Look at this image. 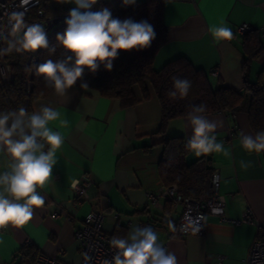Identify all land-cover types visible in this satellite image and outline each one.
<instances>
[{"label":"crops","instance_id":"1","mask_svg":"<svg viewBox=\"0 0 264 264\" xmlns=\"http://www.w3.org/2000/svg\"><path fill=\"white\" fill-rule=\"evenodd\" d=\"M163 22L168 38L154 58V69L183 56L204 70L213 86L220 83L242 91L245 77L255 81L264 68V0H163ZM222 22L232 29L233 38L216 42L209 29ZM242 23L251 26L250 35H256L262 44L253 57L246 53V34L236 32ZM145 86L148 98L135 85L137 101L130 106L77 86L63 97L52 90L31 102L29 114L48 105L68 123L49 124L63 136V144L56 152L51 178L37 189L45 202L33 209L32 219L23 227L8 225L0 230V264H18L19 249L25 244L39 253L79 264L82 254L74 241V229L82 226L93 208L105 214L103 231L113 237L125 238L133 227L150 226L158 243L176 257V264H211L220 256L221 264H245L251 242L264 235V228L258 226L264 223V152L249 153L240 145L242 133L255 136L246 111L203 114L217 123V142L229 153L205 156L219 176L225 216L235 220L249 217L253 223L235 224L207 215L203 235L179 236L174 228L181 206H174L167 197L152 203L148 193L165 184L159 173L163 138L182 136L188 143L192 132L187 116L169 119L160 132V103L150 83ZM199 157L188 150L185 160L191 163ZM7 160V153L0 152V172L6 170ZM83 177L92 184L87 198H76L73 181ZM53 212L58 216L51 217Z\"/></svg>","mask_w":264,"mask_h":264},{"label":"clouds","instance_id":"2","mask_svg":"<svg viewBox=\"0 0 264 264\" xmlns=\"http://www.w3.org/2000/svg\"><path fill=\"white\" fill-rule=\"evenodd\" d=\"M22 2L27 3V0ZM64 2L74 3L76 7L70 10L65 20V31L56 36L64 50L63 58L48 59L35 68L46 86L58 96H65L82 78L85 69L95 73L103 65L105 70L111 71L119 52L146 49L156 38L153 25L146 20L136 22L131 18H113L108 8L91 11L96 0ZM134 3L135 0H124L125 5ZM23 17L22 12L15 11L8 15L11 30L7 35L0 30V40L7 42L6 48H0V56L12 51L35 53L39 49L54 53L55 46L49 47L44 26L26 24ZM209 31L216 42L233 38L232 29L223 22ZM191 86L190 80L173 77L174 90L168 95L171 98L186 97ZM80 87L89 90L87 83H81ZM206 107L196 105L188 113L187 125L192 135L186 147L198 157L210 153L227 156L228 151L217 142L214 134L217 123L203 115ZM54 121H59L61 126L68 123L48 105L31 114L23 107L0 112V152H6L8 157L6 170L0 172V228L8 225L23 227L32 219L33 209L44 204V196L37 189L43 188L51 178L57 163L56 152L63 144L60 132L49 127ZM240 145L249 153L264 152V131L255 136L242 133ZM241 163L247 167L243 161ZM77 183L74 180L73 187ZM110 245L115 254L104 264H176V257L158 243V235L150 226L133 227L127 237H113Z\"/></svg>","mask_w":264,"mask_h":264},{"label":"trees","instance_id":"3","mask_svg":"<svg viewBox=\"0 0 264 264\" xmlns=\"http://www.w3.org/2000/svg\"><path fill=\"white\" fill-rule=\"evenodd\" d=\"M72 6V3H65L64 0H40V4L32 8L28 19L39 11L45 17L68 18ZM103 8H108L113 18L120 20L131 18L136 22L148 21L154 27L156 38L146 49L119 52L113 61L111 71L105 70L103 65L95 73L85 69L82 78L74 86L80 87L81 83H87L89 89L98 91L102 96L117 98L123 106H130L137 101L133 86L138 85L143 98H148L149 93L145 84L150 83L161 107L160 132L164 131L169 119L186 117L193 106L200 104L207 106L205 113L237 112L244 109L252 131L255 134L264 131V68L260 70L255 81H249L245 77L242 91L220 83L213 86L207 73L194 67L191 61L183 56L166 62L160 69H154V58L168 38L167 28L163 22V0H135L134 4L129 5H125L124 0H96L91 11ZM66 18L57 25L48 38L49 47L55 46L54 53H50L48 49H39L33 65L29 63L32 52L12 51L4 55V59L10 63L11 76L9 80H2L0 83V112L20 107L30 111L33 100L46 97L53 90L46 86L44 78L37 75L35 68L48 59L63 58L64 50L56 36L65 31ZM250 32L252 31L244 36V44L246 53L253 57L262 48V44L259 43L258 37L250 35ZM3 47H7L5 40ZM173 77L191 81L192 86L186 97L171 98L168 95L174 90ZM162 143L164 152L159 162V173L163 182L166 185H176L178 193L183 197L207 199L211 195L213 174L210 158L203 155L187 163L185 157L189 149L182 136L164 137ZM38 253L34 246L23 245L19 249L21 258L18 264H34Z\"/></svg>","mask_w":264,"mask_h":264},{"label":"built area","instance_id":"4","mask_svg":"<svg viewBox=\"0 0 264 264\" xmlns=\"http://www.w3.org/2000/svg\"><path fill=\"white\" fill-rule=\"evenodd\" d=\"M40 0H27L23 3L22 0H0V30H3L7 35L10 32L8 25V15L11 12H22L24 14V21L26 24H41L44 26L47 33V39L51 36L57 25L63 21L64 16H43L39 11L34 17L29 18L32 8L38 6ZM251 30L248 23H242L236 27V32L246 34ZM264 37V30L261 33ZM3 41L0 40V48L3 47ZM38 51V50H37ZM31 53L29 63H35L36 54ZM17 53V52H15ZM0 75L2 80H9L10 78V63L4 59V55L0 56ZM92 181L88 178L78 180L74 187V194L76 198H87L88 189ZM219 176L217 172H213L211 180V195L205 199H197L192 197H183L178 193L176 185L164 184L156 192L148 193L150 202L155 203L158 197H167L172 199L174 206L180 205L181 212L175 224L174 232L179 236L186 235H203L205 232V218L207 215H213L220 220H230L237 224L242 222L253 223L251 218L246 217L242 220L228 219L224 214V198L219 193ZM55 218L58 212L50 214ZM105 214L98 209H91L83 218L81 227L74 229V241L78 244L82 254V260L79 264H104L105 260H112L115 254V249L110 245L113 236L103 231V221ZM259 227L264 228V223L258 224ZM7 228V227H6ZM6 228H0L6 229ZM90 258V259H89ZM222 257H218L216 262L211 264H221ZM34 264H69L61 260L57 255H47L38 253ZM245 264H264V235L256 237L250 244Z\"/></svg>","mask_w":264,"mask_h":264},{"label":"water","instance_id":"5","mask_svg":"<svg viewBox=\"0 0 264 264\" xmlns=\"http://www.w3.org/2000/svg\"><path fill=\"white\" fill-rule=\"evenodd\" d=\"M35 61H36V59H35ZM29 90L31 91V85H30V88H29Z\"/></svg>","mask_w":264,"mask_h":264},{"label":"rangeland","instance_id":"6","mask_svg":"<svg viewBox=\"0 0 264 264\" xmlns=\"http://www.w3.org/2000/svg\"><path fill=\"white\" fill-rule=\"evenodd\" d=\"M72 8H73V6H72Z\"/></svg>","mask_w":264,"mask_h":264}]
</instances>
